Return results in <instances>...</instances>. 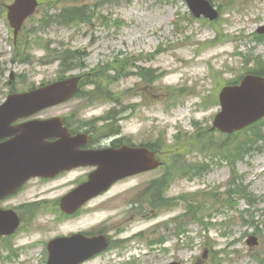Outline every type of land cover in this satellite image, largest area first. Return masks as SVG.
Listing matches in <instances>:
<instances>
[{"label":"rangeland","instance_id":"1","mask_svg":"<svg viewBox=\"0 0 264 264\" xmlns=\"http://www.w3.org/2000/svg\"><path fill=\"white\" fill-rule=\"evenodd\" d=\"M210 2L220 14L215 22L194 18L184 0H42L36 16L25 23L17 37L15 55L12 29L5 19L0 21V103L10 87L15 91L27 90L31 85L53 80L56 72H63L66 65L55 57L79 61L78 69L69 74L91 75L82 86V99L46 110L40 115L42 118L64 116L70 126L92 132L98 142L118 133L107 142L122 138L135 144L157 145L164 133L172 140L180 130L189 136L178 148L157 150L167 163L175 153L187 154L212 126L220 110L216 101L220 90L249 70L264 75V34L257 32L264 27V0ZM79 5H93L85 23L71 27L51 21L64 8ZM76 50L84 54L83 58L78 57ZM25 52L27 63H21ZM48 59L51 64H43ZM111 109L116 111L106 116ZM212 133L213 146L217 148L218 141L223 140L222 144L225 137ZM258 144L264 147L262 142ZM190 158L202 159L199 154ZM234 169L243 182L240 185H247L260 199L252 220L264 232V150L252 153ZM86 172L78 170L55 182L29 185L0 207L13 209L21 220L16 236L0 238V264H46L47 241L94 231L100 224H105V231L112 235L110 228H123L119 239L143 235L84 264H258L251 254L256 250L264 253L260 239L256 238L257 244L253 246L247 243L252 242L251 236L255 237L251 234L255 227H245L240 220L245 209L243 199L236 209L213 212L212 221L216 224L207 230L199 223H191L186 227L188 232L178 237L174 234L175 221L164 225L182 215L188 203L211 205L207 193L218 186L224 191L232 178V170L224 161L221 166L212 164L209 173L201 177L175 178L167 193L182 195L186 200L173 211L156 217L128 212L130 202H136V193L145 182L160 177L162 172L154 171L117 183L77 216L65 218L59 210V199ZM49 185L56 188L47 191L51 189ZM158 187L150 189V198ZM163 196L159 195L161 201ZM137 197L147 200L144 194ZM40 199L49 201L25 206L27 202L39 203ZM197 213L205 215L201 208ZM53 214H58L56 222ZM244 218L249 217L245 214ZM204 221L210 222V218L205 216ZM159 237H164L165 242L148 244ZM36 242L39 244L29 247Z\"/></svg>","mask_w":264,"mask_h":264},{"label":"water","instance_id":"2","mask_svg":"<svg viewBox=\"0 0 264 264\" xmlns=\"http://www.w3.org/2000/svg\"><path fill=\"white\" fill-rule=\"evenodd\" d=\"M196 16L201 13L213 20L217 13L210 7L205 0H186ZM37 3L35 0H16L9 7V19L11 25L15 28V33L22 25L25 18L30 16ZM264 30V29H263ZM77 79H68L56 82L44 88H40L29 93L16 94L0 107V131L7 128L6 123L18 116L24 117L33 114L46 107L55 105L68 99L76 92ZM264 79L255 76H246L240 86L226 87L220 93V103L222 111L215 117L214 128L222 132L231 133L238 131L249 124L259 120L264 116ZM12 118V119H11ZM50 125L54 126V121L40 123L36 125L31 132L36 135L33 140L29 136V129L22 131L19 139V149L6 147L8 158L5 162H0V199L11 192L21 182L30 176L45 175L50 173L51 169L57 167L71 166L83 158L78 155L70 142H76L77 139H71L66 130H59L55 125L54 130L58 133L61 140L58 145L47 146L43 144L45 138L49 136L52 130ZM11 150L17 152L13 153ZM122 154L120 159L113 152L110 156L99 162L101 170L90 176L89 182L76 190L67 200V207L75 208L72 203H82L88 198L105 190L115 180L129 176L140 169L130 171L129 166L135 164L147 166L146 168H155L158 163L154 160L153 154L144 150L133 151L129 149L130 154H123L124 149L118 151ZM10 213V212H9ZM13 225L3 233H9L18 221L14 214ZM80 239L76 236L69 239H58L50 242L48 250L50 258L48 264H79L94 253L98 252L105 244L102 240L78 242L82 246L80 251L72 248L70 244L73 239ZM93 242V243H87Z\"/></svg>","mask_w":264,"mask_h":264},{"label":"trees","instance_id":"3","mask_svg":"<svg viewBox=\"0 0 264 264\" xmlns=\"http://www.w3.org/2000/svg\"><path fill=\"white\" fill-rule=\"evenodd\" d=\"M87 12H88V7L84 5L78 7H70L61 10L59 14L57 16L52 17V19L54 22L58 21L59 24H71L76 21L84 22L90 18ZM68 66H74L73 62L70 61ZM256 137L258 138V134H256ZM238 140L239 139H231L229 143H224L223 145L218 147L219 153L222 154L223 157H226V159H228L232 165H234L237 160H241L244 157V155L249 153L250 150L253 148V146L256 144L257 140L259 139H257L256 141H251L248 139V140H244L243 142L242 141L238 142ZM198 145H200L201 150H210L211 148L210 136H208L207 134L202 135L199 139ZM164 148L168 149V146L164 145ZM177 168H179L178 163H176V167H174L173 169H177ZM202 169L203 168L201 166L196 165V171H200ZM157 183L161 184V186L160 184H158L159 186L158 189H161L163 186L162 182L160 181ZM156 184H153L152 186H155ZM158 189H156V191H158ZM154 198H156V195L154 196Z\"/></svg>","mask_w":264,"mask_h":264},{"label":"flooded vegetation","instance_id":"4","mask_svg":"<svg viewBox=\"0 0 264 264\" xmlns=\"http://www.w3.org/2000/svg\"><path fill=\"white\" fill-rule=\"evenodd\" d=\"M123 145V143H120V142H117V143H113V142H110V143H107L106 144V146L107 147H109V148H119L120 146H122ZM96 148H100V145H95V144H93V143H89V144H86L85 145V147H84V149H96ZM63 174H65V173H62V174H60L59 176H61V175H63ZM58 176V177H59ZM31 181H34V182H37V181H43V182H46V181H48V180H45V179H41V178H37V179H33V180H31ZM27 188V187H26ZM25 188V189H26ZM24 189V190H25ZM93 232H86V235H88V236H93Z\"/></svg>","mask_w":264,"mask_h":264}]
</instances>
